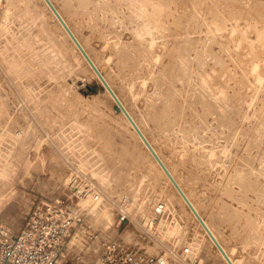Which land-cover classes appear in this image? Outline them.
<instances>
[{
    "label": "rangeland",
    "instance_id": "obj_1",
    "mask_svg": "<svg viewBox=\"0 0 264 264\" xmlns=\"http://www.w3.org/2000/svg\"><path fill=\"white\" fill-rule=\"evenodd\" d=\"M41 1L0 0V222L19 233L31 209L63 195L80 170L111 199L129 202L135 220L153 216L161 200L166 208L170 203L150 227L185 264H225ZM54 1L96 60L107 64L148 135L161 138L156 145L179 180L189 190L200 186L193 198L228 249L240 264H264V0H93L81 18L69 16L65 0ZM138 5L153 19L150 35L140 26ZM122 78H135L137 99L124 93ZM169 139L177 157L167 152ZM201 196L214 203L213 212ZM119 211L106 204L93 213L112 222ZM164 216L173 222L166 225ZM96 219L106 228L107 219ZM130 220L114 233L142 241L135 232L142 228ZM189 238L197 241L194 253ZM155 240L152 253L167 252Z\"/></svg>",
    "mask_w": 264,
    "mask_h": 264
},
{
    "label": "built area",
    "instance_id": "obj_2",
    "mask_svg": "<svg viewBox=\"0 0 264 264\" xmlns=\"http://www.w3.org/2000/svg\"><path fill=\"white\" fill-rule=\"evenodd\" d=\"M90 200L99 203V207L110 201L87 173L76 170L68 179L65 193L56 200L34 206L19 233L10 234L0 222V264H178L167 252L152 253L155 239L150 238L145 228L143 233L135 230L141 234L142 241L113 235L133 220L125 209L116 207L120 210L118 215L103 228L86 204ZM122 204L127 206L129 202ZM166 209V203L159 201L152 219L148 216L140 220L141 224L148 222L150 226ZM81 238L82 242L87 238L99 245L89 261L84 253L72 252L73 245Z\"/></svg>",
    "mask_w": 264,
    "mask_h": 264
},
{
    "label": "bare ground",
    "instance_id": "obj_3",
    "mask_svg": "<svg viewBox=\"0 0 264 264\" xmlns=\"http://www.w3.org/2000/svg\"><path fill=\"white\" fill-rule=\"evenodd\" d=\"M43 1V3H44V6H46V8H47V10L48 11H50V14H51V16H52V18L56 21V24L58 25V27H59V30H61L60 32H61V34L62 35H64L63 37H65V38H67V40L69 41V43L72 45V47H73V49L75 48V50L78 52V54H79V56H80V58L82 59V61H83V63L88 67V69L91 71V73L95 76V78L97 79V81H98V84L101 86V88H102V90H104L105 91V93H106V95L109 97V99H110V102L112 103V105H113V107H114V104H115V100H114V98L112 97V95L109 93V91L106 89V87L103 85V83H102V81L100 80V78H99V76L97 75V73L95 72V70L93 69V67L91 66V64L87 61V59L82 55V53L80 52V51H78V48H77V46L74 44V42L72 41V39H71V37L69 36V34L66 32L67 30H65L64 29V27L61 25V23L57 20V18H55L54 17V15H53V12L51 11V9L49 8V6L44 2V0H42ZM41 1V2H42ZM52 2H53V4L55 5V7L57 8V10L59 11V13L62 15V17L64 18V20L66 21V23L69 25V27L71 28V30L73 31V33L75 34V36L77 37V39L79 40V42L81 43V45L83 46V48L84 49H86V51H87V53L89 54V56L91 57V59L93 60V62L95 63V65L101 70V72L103 73V76L105 77V79L108 81V83L110 84V86L113 88V90L115 91V93L117 94V96L119 97V99L121 100V102L123 103V106H125V108L127 109V111L130 113V115L133 117V119H134V121L137 123V125L138 126H140V129L143 131V133L145 134V136L147 137V139L149 140V142L152 144V146L154 147V149L156 150V152L158 153V155L161 157V159L164 161V163L167 165V167H168V169L170 170V172L173 174V176L175 177V179L177 180V183H179L180 184V186L182 187V189H183V191L185 192V194L187 195V197L190 199V201L193 203V205H194V207L197 209V211L199 212V214L201 215V217L204 219V221L205 222H207L206 224L209 226V228L211 229V231L213 232V235H215L216 236V238L218 239V241L221 243V245L223 246V248L225 249V251L228 253V255L230 256V258H231V260L234 262V264H240V262L238 261V259L236 258V256L233 254V252H231L229 249H228V246H226L225 245V243L221 240V238H220V236H219V232L216 230V228H215V225H214V222H212V220L211 219H209V218H207L204 214H203V212L201 211V206H200V204L193 198V194L191 193V190L193 189L192 187V189L191 190H189V189H187L186 187H185V185L179 180V178L177 177V174L175 173V171L170 167V165L168 164V162H167V158L165 159V157L162 155V153L160 152V150L158 149V145H156V143L161 139H159L158 137H154L153 139L148 135V133H147V131L145 130V127L140 123V121L138 120V118L136 117V115L134 114V112L131 110V108L128 106V104H127V102H126V100L123 98V96L121 95V93L120 92H118L116 89L117 88H115V86H114V84H113V82L110 80V78H109V76L107 75V69L104 67L105 66V64H102V63H100L99 61H97L96 60V58L93 56V54H92V52H91V50L89 49V47H87V44H85V42H84V37L82 38L81 36H79V34L77 33V31L75 30V28L71 25V23H70V18H67L66 17V15L65 14H67V13H63L64 12V10L62 11L61 10V8H59V6L56 4V2L54 1V0H51ZM99 1V0H98ZM142 1V0H141ZM92 2H94L93 0H76L74 3L73 2H70V1H64V7H66V10H68L69 12H68V14H69V16L71 15V16H79L80 18L81 17H84V15L85 14H87L88 12H87V10L86 9H88L89 10V8H90V4L92 3ZM136 2V1H135ZM140 2V1H139ZM155 2V1H154ZM157 2V1H156ZM97 3V2H96ZM93 4V3H92ZM99 4V3H98ZM118 4V3H117ZM141 4H142V2H141ZM140 4V5H141ZM144 4V3H143ZM162 4V3H161ZM145 5V4H144ZM144 5H142V6H144ZM95 6H96V4H95ZM113 6H114V4H113ZM136 6V5H135ZM97 7V6H96ZM102 7H104V6H102ZM138 7H140L139 5H138ZM145 7H146V5H145ZM145 7H140L143 11L140 13L142 16H143V19L142 20H139L140 21V26H142L143 28H145L146 30V32L150 35V34H152V26L150 25L151 23H149V21L151 20H153V19H151L150 17H149V15H147L146 14V12H147V9L145 8ZM37 8V7H36ZM101 8V7H100ZM106 8V7H105ZM161 8V7H160ZM94 9V8H93ZM140 9V10H141ZM81 10V11H80ZM93 11V10H92ZM22 12V11H21ZM96 12V11H95ZM140 12V11H139ZM83 13V14H82ZM100 13V12H99ZM105 13V12H104ZM80 14H82V16H80ZM90 14V13H89ZM97 15V14H96ZM147 15V16H146ZM160 15V14H159ZM24 16V15H23ZM29 16V15H28ZM68 16V15H67ZM90 17V16H89ZM176 17V16H175ZM138 18H139V16H138ZM137 18V19H138ZM142 18V17H141ZM153 18V17H152ZM69 19V20H68ZM78 20V19H77ZM52 21V20H51ZM73 21V20H72ZM81 21L82 22H84L83 21V19H81ZM89 21H90V19H89ZM78 22H79V20H78ZM81 22V23H82ZM86 22V21H85ZM88 22V21H87ZM92 23V22H91ZM78 24V23H77ZM83 24V23H82ZM84 25V24H83ZM111 26V25H110ZM77 27V26H76ZM80 27V26H79ZM92 27H94V26H92ZM98 27V26H97ZM101 27V26H100ZM105 27V26H104ZM95 28H96V26H95ZM143 28H142V30H143ZM78 29V28H77ZM138 29H139V31L141 30L139 27H138ZM91 30H92V28H91ZM99 30V29H98ZM58 31V30H57ZM93 31V30H92ZM90 32V31H89ZM89 32H87V34L89 33ZM137 32H138V30H137ZM142 32V31H141ZM144 32V31H143ZM51 33V32H50ZM85 33V32H84ZM140 33V32H139ZM145 33V32H144ZM95 34V33H94ZM106 34V33H105ZM108 34V33H107ZM179 34H181V33H179ZM110 35H111V33H110ZM139 35V34H138ZM91 36V35H90ZM89 36V37H90ZM99 36V35H98ZM102 36H105V35H102ZM110 38V37H109ZM96 39V38H95ZM100 39V38H99ZM172 39V38H171ZM180 39V38H179ZM90 40V39H89ZM93 40V39H92ZM98 42L100 41V40H97ZM96 40H95V42H97ZM105 41V40H104ZM116 41V40H115ZM169 41V40H168ZM187 41V40H186ZM117 42V41H116ZM140 42H142V41H140ZM178 42V41H177ZM61 43H62V41H61ZM87 43V42H86ZM91 43V42H90ZM93 43V42H92ZM107 43V42H106ZM106 43H104L105 45H106ZM129 43V42H128ZM179 43V42H178ZM101 44H103V43H100V45ZM115 44V43H114ZM131 44V43H130ZM166 44V43H165ZM93 45V44H92ZM95 45V44H94ZM104 45V46H105ZM109 45V44H108ZM102 46V45H101ZM122 46V45H121ZM185 46V45H184ZM157 47V46H156ZM183 47V46H182ZM92 48H93V46H92ZM114 48V47H113ZM177 48V47H176ZM105 49V48H104ZM111 49V48H110ZM117 49V48H116ZM168 49V48H167ZM175 49V48H174ZM58 50V49H57ZM92 50H96V46H95V48H93ZM98 50V49H97ZM102 50V49H101ZM112 50V49H111ZM147 50V49H146ZM177 50H179V48L177 49ZM176 50V52H178ZM106 51V50H105ZM101 52V51H100ZM98 54H99V52H97ZM113 53H115V52H113ZM129 53V52H128ZM127 53V54H128ZM172 53V52H171ZM179 53V52H178ZM110 54V53H109ZM109 54H108V56H109ZM116 54V53H115ZM168 54V53H167ZM181 54V53H180ZM70 55V54H69ZM68 55V56H69ZM120 55V54H119ZM129 56L131 55L130 53L128 54ZM114 56V55H113ZM117 56H118V54H117ZM126 56V55H125ZM134 56V55H133ZM175 56H177V55H175ZM183 56V55H182ZM111 57V56H110ZM131 57V56H130ZM166 57V56H165ZM111 58H113V57H111ZM116 58V57H115ZM115 58H113V59H115ZM126 58H128V57H126ZM179 58V57H178ZM108 59V58H107ZM149 59V58H148ZM173 59V58H172ZM207 59V58H206ZM118 60V59H117ZM67 62V61H66ZM135 62V61H134ZM138 62V61H137ZM116 63H117V61H116ZM204 63V62H203ZM83 64V65H84ZM220 65V64H219ZM73 66V65H72ZM106 66H107V64H106ZM112 66V65H111ZM116 66V65H115ZM143 66V65H142ZM145 66V65H144ZM143 66V67H144ZM114 67V66H113ZM123 67V66H122ZM131 67V66H130ZM174 67V66H173ZM112 68V67H111ZM124 68V67H123ZM123 68H122V70H123ZM147 68V67H146ZM73 69V68H72ZM71 69V70H72ZM120 69V68H119ZM119 69H117V70H119ZM128 69V68H127ZM131 69V68H130ZM143 69V68H142ZM149 69V68H148ZM81 70V69H80ZM144 70V69H143ZM127 71H129V70H127ZM118 72V71H117ZM126 72V71H125ZM136 72V71H135ZM150 72V71H149ZM119 73H121V72H119ZM119 73H117L118 75H119ZM78 74H79V71H78ZM156 74V73H155ZM158 74V73H157ZM221 74V73H220ZM117 75V76H118ZM134 75V74H133ZM184 75V74H183ZM135 76V75H134ZM130 77V76H129ZM145 77V76H144ZM165 77V76H164ZM121 78V77H120ZM158 78V77H157ZM166 78V77H165ZM219 78V77H218ZM123 79V78H122ZM121 79V80H122ZM114 81V80H113ZM122 82L123 83H121V85H122V90L124 91V93L127 95V93H128V95L127 96H130L132 99H137V95L140 93V91H139V89H137V82L135 81V78H125V79H123L122 80ZM144 82V81H143ZM154 83V82H153ZM161 83V82H160ZM208 83V82H207ZM217 83V82H216ZM161 84H163V83H161ZM218 84V83H217ZM205 85V84H204ZM148 86V85H147ZM221 86H222V84H221ZM166 87H167V85H166ZM141 88L143 89V87L141 86ZM198 88V87H197ZM146 89V88H145ZM156 90V89H155ZM143 91V90H142ZM148 91V90H147ZM202 91V90H201ZM200 91V92H201ZM171 92V91H170ZM207 92V91H206ZM205 93V92H204ZM147 94V93H146ZM168 94V93H167ZM150 95H151V93H150ZM196 96V95H195ZM142 97V96H141ZM144 97V96H143ZM197 97H199V96H197ZM148 98V97H147ZM146 98V99H147ZM219 98V97H218ZM143 99V98H142ZM155 99H157V98H155ZM200 99V98H199ZM158 100V99H157ZM168 100V99H167ZM186 100V99H185ZM217 100V99H216ZM132 101V100H131ZM135 101V100H134ZM133 101V102H134ZM200 101V100H199ZM155 102V101H154ZM161 102V101H160ZM169 102V101H168ZM201 102V101H200ZM187 103V102H186ZM206 103H207V101H206ZM212 103V102H211ZM137 104V103H136ZM146 104V103H145ZM154 104H156V103H154ZM162 105L164 104V102L163 103H161ZM220 104V103H219ZM209 105V104H208ZM141 106V105H140ZM139 106V107H140ZM155 106V105H154ZM160 106V105H159ZM164 106V105H163ZM149 107H151V104H150V106ZM161 107V106H160ZM147 108V107H146ZM165 108H166V106H165ZM165 108H163V109H165ZM179 108V107H178ZM177 108V109H178ZM114 109H115V107H114ZM162 109V108H161ZM116 110V109H115ZM170 110V109H169ZM143 111V110H142ZM157 111H158V109H157ZM162 111V110H161ZM149 112V111H148ZM159 112V111H158ZM121 116H122V118L124 119V121L126 122V124L129 126V128L131 129V131L133 132V134L136 136V138H137V140H138V142H140V145H142V147H143V149H144V151H145V153H146V155L149 157V158H151V160H152V162L156 165V167L159 169V171L161 172L160 174H162V176L164 177V179L166 180V182H168V184L171 186V188H172V190H173V192H175V194L177 195V197H179V200L182 202V203H184V205L186 206V208L188 209V211L190 212V214L192 215V217L194 218V220H195V222L197 223V225H198V227H199V229L202 231V233L204 234L203 235V237L205 236L206 238L205 239H208V237L206 236V234L204 233V231L202 230V228H201V226L199 225V223L197 222V219H196V216H195V214L193 213V211L189 208V206L187 205L188 203L184 200V198L182 197V195L180 194V192L177 190V188L175 187V185L173 184V182L170 180V178L168 177V176H166V173L163 171V169L161 168V166L158 164V162L156 161V159L154 158V156L152 155V153H151V151L149 150V148L147 147V145L145 144V142L143 141V139L139 136V134L137 133V131L135 130V128H134V126L132 125V123L128 120V118L124 115V113H120V112H118ZM154 113V112H153ZM143 114H144V111H143ZM142 114V115H143ZM149 114V113H148ZM191 114H192V112H191ZM145 115H147V114H145ZM160 115V114H159ZM159 115H158V117H159ZM166 115V114H165ZM146 117V116H145ZM147 117H149L148 115H147ZM150 117L153 119H155V116L154 117H152L151 116V114H150ZM157 116H156V120H158L159 121V123H160V120H162V118H161V115H160V119L158 118ZM165 117V116H164ZM170 117V116H169ZM197 117V116H196ZM195 117V118H196ZM150 119V118H149ZM166 119V118H165ZM164 119V120H165ZM194 119V118H193ZM148 120V119H147ZM169 120V119H168ZM177 120V119H176ZM163 121V120H162ZM171 121V120H170ZM182 121V120H181ZM156 122V121H155ZM149 123V122H148ZM152 123H153V121H152ZM181 124V123H180ZM160 125V124H159ZM173 125V124H172ZM177 125V124H176ZM154 126V125H153ZM128 128V129H129ZM157 128V127H156ZM167 128V127H166ZM169 131V130H168ZM116 132V131H115ZM159 132H160V129H159ZM191 132V131H190ZM158 134V133H157ZM121 135V134H120ZM159 135H160V133H159ZM192 138V137H191ZM113 139V138H112ZM181 140V139H180ZM165 142V141H164ZM170 142H171V140L169 139L168 141H167V144H166V148L168 149L167 150V152H169L170 151V153H171V151H172V153L174 154L175 152H174V150L176 149V145H174L173 144V146H172V144H170ZM181 145V144H180ZM180 149V148H179ZM182 150V149H181ZM193 151H194V149H193ZM178 154H179V152H178ZM188 154V153H187ZM192 154V153H191ZM212 154V153H211ZM214 154V153H213ZM181 155V154H180ZM174 156L175 157H177V155H176V153L174 154ZM173 156V157H174ZM184 156V155H183ZM191 158V157H190ZM186 159V158H185ZM193 159V158H192ZM174 160V159H173ZM181 160V159H180ZM194 161V160H193ZM243 162V161H242ZM190 163V162H189ZM195 163V162H194ZM182 164V163H181ZM207 164H208V161H207ZM178 165H179V163H178ZM226 165V164H225ZM234 165V164H233ZM201 166V165H200ZM244 166V165H243ZM202 167V166H201ZM216 167V166H215ZM198 168V167H197ZM157 169V170H158ZM185 169V168H184ZM183 169V170H184ZM212 169V168H211ZM218 169V168H217ZM237 169V168H236ZM239 169V168H238ZM255 169V168H254ZM207 170V169H206ZM252 170V169H251ZM60 171L61 170H59V174H60ZM197 171V170H196ZM213 171V170H212ZM195 172V171H194ZM57 173H58V171H57ZM220 173V172H219ZM218 173V174H219ZM246 173H247V171H246ZM62 174H63V172H62ZM187 174H188V172H187ZM189 174H190V172H189ZM194 174V173H193ZM198 174V173H197ZM56 175V174H55ZM88 175V174H87ZM192 175V174H191ZM199 176H200V174H199ZM219 176V175H218ZM88 177L94 182V184L96 185V187L102 192V194L104 195V197L106 198V197H108L109 198V202L107 203V205H110L111 207H112V209H113V211H115V209H116V207L117 208H120V209H125L128 213H130V207H129V204L127 205V206H124V204H122L120 201H117V200H113V199H111L110 197V192H107V191H105L98 183H97V181L92 177V176H89L88 175ZM192 177V176H191ZM194 177V176H193ZM192 177V178H193ZM215 177V176H214ZM200 178V177H199ZM199 178H198V180H199ZM58 179V178H57ZM201 179V178H200ZM209 179V178H208ZM211 179H212V177H211ZM59 180V179H58ZM61 181H63L62 180V178L60 179ZM192 180H194V179H192ZM191 180V181H192ZM204 180V179H203ZM216 180V179H215ZM224 181V180H223ZM59 182V181H58ZM201 182H202V180H201ZM200 182V180H199V184L201 183ZM220 182V181H219ZM230 182V181H229ZM249 182V181H248ZM65 183V182H64ZM196 183H197V181H196ZM212 183V182H211ZM216 183V182H215ZM242 183V182H241ZM202 185H204L203 183H201ZM243 184V183H242ZM245 184V183H244ZM250 184V183H249ZM226 185H228V184H226ZM225 185V186H226ZM206 186V185H205ZM213 186H215V185H213ZM212 186V187H213ZM244 186V185H243ZM200 187V186H199ZM198 187V189L196 188H194V190H192V191H196V192H198L197 194H201L202 192L201 191H199V188ZM217 187V186H216ZM201 188H203V189H205V187H201ZM207 189H209V188H207ZM216 189V188H215ZM254 189V188H253ZM256 189V188H255ZM200 190H202V189H200ZM211 190V189H210ZM221 190V189H220ZM231 190H233V189H231ZM235 190V189H234ZM233 190V191H234ZM209 191V190H208ZM207 191V192H208ZM212 191V190H211ZM216 191V190H215ZM228 191V190H227ZM230 191V190H229ZM253 191V190H252ZM223 192V191H222ZM231 192V191H230ZM2 193V192H1ZM204 193V192H203ZM5 194V193H4ZM4 194H3V196H4ZM206 193H204V195H205ZM225 194H227V193H225ZM6 195V194H5ZM203 194H202V196H204ZM209 195H211V194H209ZM233 195V194H232ZM201 196V197H202ZM221 197H222V195H221ZM233 197V196H232ZM215 198V197H214ZM202 199H203V201L205 202V205H206V207L208 208V211L210 210V211H212L213 212V209H214V203L213 202H206L205 200H204V198L202 197ZM205 199H206V197H205ZM209 199V198H208ZM210 200V199H209ZM208 200V201H209ZM220 200V199H219ZM213 201V200H212ZM216 201H218V200H216ZM223 201V200H222ZM88 202H91L92 203V206H91V209L93 210V211H95V212H99L100 211V207H99V203H94V202H92L91 200L90 201H87L86 202V204L89 206V203ZM218 204V203H217ZM168 206H167V209H166V211L167 210H169L170 209V207H171V204L169 203V204H167ZM220 206V205H219ZM224 206V205H223ZM222 206V207H223ZM217 207V206H216ZM221 207V208H222ZM224 208V207H223ZM216 209V208H215ZM219 209V208H218ZM209 211V212H210ZM211 212V213H212ZM217 212H219V211H217ZM171 213V212H170ZM213 214H215L216 215V211L214 210V213ZM212 214V215H213ZM222 214V213H221ZM153 215V214H152ZM97 217H99V218H105V219H107L108 221H106L105 223H106V226H107V224H109L108 222H109V220H111L112 219V217L111 216H97ZM150 217V219H152V217L151 216H149ZM173 217V216H172ZM216 217H221L222 218V216H216ZM132 218H133V220H135L134 218H135V216H132ZM170 218H171V216H170ZM174 218V217H173ZM218 218V219H219ZM114 219V218H113ZM163 220L164 221H166L165 223H166V225L167 224H169V223H171V222H173L172 220H169V218H167L166 216H164L163 217ZM236 221V217L235 216H231V219L229 220V222L232 224L233 223V221ZM221 221V220H220ZM138 226H140L141 228H145V230H147V232L150 234V236L151 237H153V239H156L155 240V245H156V243L159 245V244H162V245H167V244H164L163 242H162V240L155 234V232L151 229V227L148 225V224H141V222H140V220L139 219H136L135 221H134ZM154 222H155V220L152 222V224H154ZM260 222V221H259ZM10 224V227H12V229L13 228H17V225H16V221L14 222V221H12V222H9ZM178 223V222H177ZM235 224V223H234ZM16 225V227H14ZM171 225V224H170ZM181 225V224H180ZM179 225V226H180ZM172 226H173V223H172ZM169 227V226H168ZM173 228V227H172ZM8 231H10L9 229H7ZM234 230V229H233ZM238 230V229H237ZM247 230H248V228H247ZM254 231V230H253ZM259 232V231H258ZM251 233V232H250ZM116 234H119V233H113V235H116ZM238 234V233H237ZM119 236H122V235H119ZM240 236V235H239ZM252 236H254V235H252ZM123 237V236H122ZM195 237H197V236H195ZM188 238V237H187ZM254 238V237H253ZM258 238V237H257ZM190 240V242L188 241L187 243V245H188V249H189V251L191 252V253H194L193 251L195 250V249H197V246H196V242H191V241H193V240H191V238H189ZM197 239V238H196ZM186 240V239H185ZM188 240V239H187ZM198 240V239H197ZM203 241V240H202ZM205 241V240H204ZM207 241H210L209 239L207 240ZM199 242H200V240L198 241V244H199ZM201 244V243H200ZM199 244V245H200ZM210 244H211V246L213 247V243H212V241H210ZM185 245V244H184ZM187 245H185L186 246V248H187ZM74 248H73V253H84L85 254V258L87 259L86 261H89V260H91V258L93 257V253H94V251H95V249H98L99 248V245L98 244H95V242H91V241H89V239H87L86 238V241L85 242H82V238H81V240H79L78 242H76L74 245ZM72 246V247H73ZM71 247V248H72ZM167 253H169L170 254V256H172V257H174L175 258V260L177 261V262H179L178 261V259L179 260H181V259H183L182 257H183V255H179V253L178 252H175L174 250H172V248L169 246V245H167ZM185 248V249H186ZM198 250V249H197ZM69 251V250H68ZM186 252V255H187V253H190V252ZM201 252V251H200ZM71 253V251H69V254ZM203 253V252H202ZM217 253V252H216ZM68 254V253H67ZM196 254L198 255V254H200V253H197L196 252ZM218 254V258H220L225 264H229L227 261L228 260H226L220 253H217ZM190 255V254H189ZM188 255V256H189ZM204 255H205V253H204ZM203 255V256H204ZM190 257V256H189ZM199 257V256H198ZM202 257V256H201ZM178 258V259H177ZM193 258V257H192ZM202 260V259H201ZM207 260V259H206ZM182 261V260H181ZM182 263L183 264H185L183 261H182Z\"/></svg>",
    "mask_w": 264,
    "mask_h": 264
},
{
    "label": "water",
    "instance_id": "obj_4",
    "mask_svg": "<svg viewBox=\"0 0 264 264\" xmlns=\"http://www.w3.org/2000/svg\"><path fill=\"white\" fill-rule=\"evenodd\" d=\"M44 2L49 6V8L51 9V11L53 12L54 17L57 18V20L61 23V25L64 27V29L67 30L66 32L69 34V36L71 37L72 41L77 46L78 51H80L82 53V55L87 59V61L91 64V66L93 67V69L95 70V72L97 73V75L99 76L100 80L102 81L103 85L106 87V89L109 91V93L114 98V100H115V104H114L115 109L118 112H120V113H124V115L132 123V125L135 128V130L137 131V133L139 134V136L143 139V141L145 142V144L147 145V147L151 151L152 155L154 156V158L156 159V161L158 162V164L161 166V168L163 169V171L166 173V176H168L170 178V180L173 182V184L175 185V187L177 188V190L180 192V194L182 195V197L184 198V200L188 203L187 205L189 206V208L195 214L196 219H197V222L201 226L202 230L204 231V233L206 234V236L208 237V239L210 241H212L213 248H214L215 252L220 253L226 260H228L227 262L229 264H234V262L231 260V258L228 255V253L225 251V249L223 248V246L221 245V243L216 238V236L213 235V232L211 231V229L209 228V226L206 224L207 222L204 221V219L201 217V215L199 214V212L197 211V209L194 207L193 203L190 201V199L187 197V195L183 191V189L180 186V184L177 183V180L175 179V177L173 176V174L170 172V170L168 169V167L164 163V161L161 159V157L158 155V153L156 152V150L154 149V147L152 146V144L149 142V140L147 139V137L145 136V134L143 133V131L140 129V126L137 125V123L134 121L133 117L127 111V109L125 108V106H123V103L121 102V100L119 99V97L117 96V94L115 93V91L113 90V88L110 86V84L108 83V81L105 79V77L103 76V73L101 72V70L95 65V63L93 62V60L91 59V57L87 53L86 49L83 48V46L81 45V43L79 42V40L77 39V37L75 36V34L73 33V31L71 30V28L69 27V25L66 23V21L64 20V18L62 17V15L59 13V11L57 10V8L53 4V2L51 0H44Z\"/></svg>",
    "mask_w": 264,
    "mask_h": 264
}]
</instances>
